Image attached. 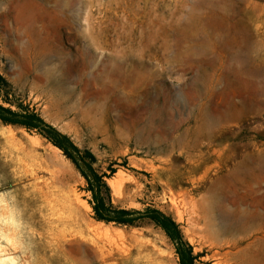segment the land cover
I'll use <instances>...</instances> for the list:
<instances>
[{
  "label": "rangeland",
  "instance_id": "1",
  "mask_svg": "<svg viewBox=\"0 0 264 264\" xmlns=\"http://www.w3.org/2000/svg\"><path fill=\"white\" fill-rule=\"evenodd\" d=\"M0 76L1 105L89 152L117 209L171 217L194 264H264V201L237 249L190 212L215 184L264 200V0H0ZM71 155L0 118V264H180L153 221H97Z\"/></svg>",
  "mask_w": 264,
  "mask_h": 264
},
{
  "label": "bare ground",
  "instance_id": "2",
  "mask_svg": "<svg viewBox=\"0 0 264 264\" xmlns=\"http://www.w3.org/2000/svg\"><path fill=\"white\" fill-rule=\"evenodd\" d=\"M9 4V3H8ZM47 4V3H46ZM49 6V5H48ZM35 6L29 2H23L19 5L18 11L21 17L26 16L28 13H30L29 16H32L34 11L32 8ZM13 8V7H12ZM14 10V9H13ZM12 11V10H11ZM14 12V11H13ZM7 13V12H6ZM215 14V13H214ZM10 15V14H9ZM4 20V19H3ZM15 23V22H14ZM28 23V22H27ZM17 24V23H16ZM24 27V26H23ZM32 29V28H31ZM237 31V30H236ZM43 35V34H42ZM48 35V34H47ZM31 37V36H30ZM38 37V36H37ZM25 38V37H24ZM32 38V37H31ZM37 41V40H36ZM210 44V43H209ZM236 45V44H234ZM40 49V48H39ZM49 49V48H48ZM241 49V48H240ZM211 51V50H210ZM179 53V52H178ZM209 53V52H208ZM249 54V53H248ZM243 55V54H242ZM243 62V61H242ZM241 62V63H242ZM245 63V62H244ZM245 68V67H244ZM230 71V70H229ZM239 78V77H238ZM246 80V79H245ZM248 82V81H246ZM251 82V81H250ZM245 83V82H244ZM259 83V82H258ZM214 84V83H213ZM226 84V83H225ZM227 86V85H226ZM254 86V85H253ZM121 88V87H120ZM227 90V89H226ZM264 93V92H263ZM250 101V100H249ZM206 111V110H205ZM210 113V112H209ZM224 116V115H223ZM147 121V120H146ZM150 141V140H149ZM22 159V158H21ZM249 165V164H248ZM121 175H118L120 177ZM262 177V176H261ZM253 180V179H252ZM109 184L113 188L115 192L118 191L117 188V182L115 181H109ZM230 187V188H229ZM257 190V187L253 184H215L213 189L209 191L207 200L209 201L208 204L203 203L200 205L199 208H196L193 204V208L190 210L191 213L195 215V217H198L196 215L203 214L202 219L205 220V229L203 230L209 231L212 229H217L220 234L226 235L227 233L232 234H240V238L237 240H233V247L235 249L239 248L240 244L244 242V233L246 226H250L251 222L258 219L259 213L258 208L262 202L263 205V199L256 197L255 191ZM259 190V189H258ZM1 191V190H0ZM257 193V192H256ZM261 193V191H260ZM232 195V196H231ZM258 195H260L258 193ZM179 196V195H178ZM173 197V196H172ZM182 198V197H181ZM192 198V197H191ZM190 199V198H189ZM184 201V200H183ZM191 201V200H190ZM186 202V201H184ZM188 202V201H187ZM186 202V204H187ZM192 202V201H191ZM206 202V201H205ZM174 203V202H172ZM178 203V202H177ZM189 203V202H188ZM185 204V205H186ZM191 204V203H190ZM178 205V204H177ZM188 206V205H187ZM192 207V206H190ZM49 209V208H48ZM190 209V208H189ZM260 210V209H259ZM262 213V211H261ZM260 213V214H261ZM193 215V216H194ZM194 217V218H195ZM192 218V217H191ZM192 221V220H191ZM263 222V221H262ZM197 224V223H196ZM200 224V223H199ZM255 225V224H254ZM204 226V225H203ZM257 226V225H256ZM262 226V225H261ZM260 227V226H258ZM263 227V226H262ZM97 228V227H96ZM99 229H95L96 235H98L99 238L107 240L109 243L115 240H123L125 239L123 233L119 230L113 231L109 228H102L98 227ZM199 228V227H198ZM202 228V227H201ZM200 228V229H201ZM194 229V228H193ZM48 231H52V229L47 226ZM192 230V228H191ZM251 230V229H250ZM119 231V232H118ZM257 232V231H256ZM214 233V232H213ZM253 233V232H252ZM208 234V233H207ZM199 235V234H198ZM201 235V234H200ZM126 236V235H125ZM246 236V233H245ZM248 236V235H247ZM202 237V236H201ZM200 237V238H201ZM210 237V235H209ZM203 239V237H202ZM207 239V238H206ZM223 239V238H222ZM100 240V239H99ZM205 240V239H204ZM220 240V239H219ZM231 241V239H230ZM107 242V243H108ZM205 242V241H204ZM260 242V241H259ZM206 243V242H205ZM228 243V242H227ZM264 243V242H263ZM51 244V243H49ZM208 244V243H207ZM212 245V244H211ZM210 245V246H211ZM227 245V244H226ZM248 245V244H247ZM252 245V244H251ZM261 245V244H260ZM264 245V244H263ZM215 246V245H214ZM228 246V245H227ZM254 246V245H253ZM226 247V246H224ZM250 247V245H249ZM252 247V246H251ZM258 247V246H256ZM255 247V248H256ZM217 249V248H215ZM246 249H239V251H235L234 257L238 260L239 256L245 253L247 251ZM252 250V249H251ZM250 249L248 251H251ZM229 251V250H228ZM254 251V250H253ZM256 251V250H255ZM259 252V251H258ZM127 253V252H126ZM229 251L228 253L225 252V254L228 256L233 255V251ZM242 253V254H241ZM248 253V252H247ZM250 253V252H249ZM255 253V252H254ZM124 254V252H123ZM224 254V252L222 253ZM241 254V255H240ZM246 254V253H245ZM252 254V253H251ZM250 254V255H251ZM244 255V254H243ZM249 255V254H248ZM247 255V256H248ZM260 255V254H259ZM224 256V255H223ZM252 256V255H251ZM214 257V256H213ZM233 257V256H232ZM233 257V258H234ZM243 259L246 258L242 256ZM241 257V258H242ZM256 258V256H254ZM252 256V258H254ZM258 257V256H257ZM261 257V256H260ZM220 258V257H219ZM230 258V257H229ZM228 258V259H229ZM234 258V259H235ZM251 258V257H250ZM248 258V259H250ZM264 258V257H262ZM140 259V258H139ZM230 258L229 260H231ZM233 259V260H234ZM235 259V260H236ZM242 259V260H243ZM227 260V262L229 261ZM241 260V259H240ZM241 260V261H242ZM259 260V259H258ZM257 260V261H258ZM225 263L226 260H224ZM220 262V261H219ZM222 262V261H221ZM230 262V261H229ZM245 262V261H244ZM243 262V263H244ZM248 261L246 260L245 263ZM253 262V261H252ZM113 263V262H112ZM223 264V263H222ZM235 264V262H234ZM237 264V263H236ZM240 264V263H238ZM249 264V262H248ZM254 264H257L254 262Z\"/></svg>",
  "mask_w": 264,
  "mask_h": 264
},
{
  "label": "trees",
  "instance_id": "3",
  "mask_svg": "<svg viewBox=\"0 0 264 264\" xmlns=\"http://www.w3.org/2000/svg\"><path fill=\"white\" fill-rule=\"evenodd\" d=\"M1 79L0 76V80ZM0 118L4 123L24 126L29 130L33 128L38 129L41 135L50 139V141L55 146L59 147L67 156L72 158V150L79 155V161H75V163H77L82 175L88 182V190L91 191L93 197L91 204L97 221L106 223L115 222L123 225H134L138 217L153 221L156 225L164 228L169 236L176 242L177 251L181 258L180 264H194L195 258L192 253V248L183 240L178 225L171 217L165 216L163 213L152 209H148L144 213H141L114 207L110 188L104 180V175H100L94 169V158L89 152L81 154L73 145H67V142L63 141L65 139H59L57 135L53 134L51 129L48 128L36 114L18 113L0 104Z\"/></svg>",
  "mask_w": 264,
  "mask_h": 264
}]
</instances>
